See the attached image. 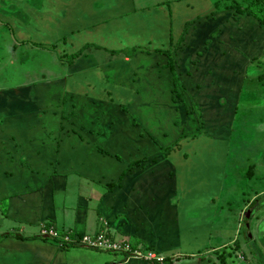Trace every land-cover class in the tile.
<instances>
[{"label":"crops","instance_id":"crops-1","mask_svg":"<svg viewBox=\"0 0 264 264\" xmlns=\"http://www.w3.org/2000/svg\"><path fill=\"white\" fill-rule=\"evenodd\" d=\"M15 1L10 38L59 61L12 82L23 50L7 39L0 59V264H158L59 248L41 226L209 264V217L187 215L204 195L190 192L207 167L224 180L244 80L264 91V0Z\"/></svg>","mask_w":264,"mask_h":264},{"label":"rangeland","instance_id":"rangeland-1","mask_svg":"<svg viewBox=\"0 0 264 264\" xmlns=\"http://www.w3.org/2000/svg\"><path fill=\"white\" fill-rule=\"evenodd\" d=\"M18 2L20 3L15 0H0V12L4 14L0 13V19L7 23L12 19L10 15L16 19H22V15H16L13 9V4L17 8ZM153 2L155 0L138 1L142 6H150ZM7 29V25L0 22V39L8 38L9 45L15 44V50H23V53L17 54L20 64L13 68H5L9 76L11 70L15 71V74L18 73L12 82L19 80L21 82L24 72L37 70L45 64V61L48 68H56L55 60L59 61L58 47L57 49L55 46L45 48L41 47L42 44H34L40 47L22 48L20 45L24 47L32 45V39L18 45L13 42L14 39L10 38ZM84 38L87 39V36ZM47 49H49L48 53H46ZM5 52L1 43L0 59L5 58ZM73 53L75 52L66 50L68 55L66 57ZM253 64L259 67L261 74L259 83L264 84V65L261 62H253ZM252 66L251 64L247 74L250 73ZM253 83L248 78L244 80L237 109L230 125L224 127L228 132V152L222 169L224 180H212L215 179L212 178V169L207 167L197 172V175L201 176L200 186L190 188V193L198 198L200 194L204 195L202 203H197L198 199H193L194 208L192 211L190 209L187 215L191 217L189 220L199 219L200 207L202 215L209 217V222L203 225L208 233V240L204 246L205 250H202L209 255V264H218L220 259L225 264H264V163H260L259 160L261 155H264V91L255 93L256 90L251 87ZM245 85H248L247 88ZM256 99H259L257 103ZM195 114L198 116L199 113ZM199 130L203 133L205 131L203 128ZM257 194L261 195L260 198L251 205L252 201L258 197ZM198 229L199 227L197 231ZM197 231L192 232L197 234L199 233ZM220 245L222 246L219 247Z\"/></svg>","mask_w":264,"mask_h":264},{"label":"built area","instance_id":"built-area-1","mask_svg":"<svg viewBox=\"0 0 264 264\" xmlns=\"http://www.w3.org/2000/svg\"><path fill=\"white\" fill-rule=\"evenodd\" d=\"M39 236L43 238H50L56 241L58 247L70 246L83 248L92 251L121 254L128 259L141 260L151 263H162L164 258L150 249L133 248L129 243L124 241H117L111 239L106 230H100L95 235H59L51 227L41 226Z\"/></svg>","mask_w":264,"mask_h":264},{"label":"trees","instance_id":"trees-1","mask_svg":"<svg viewBox=\"0 0 264 264\" xmlns=\"http://www.w3.org/2000/svg\"><path fill=\"white\" fill-rule=\"evenodd\" d=\"M166 55V57H167V66L169 67V68H172V66H173V58H174V55H173V53L172 54H165ZM174 89H175V87H173V92H175L174 91ZM174 96H177V93L175 92L174 93ZM170 151V149H167L166 151H165V153H168ZM261 196V195H260ZM260 196H258L257 198H255L254 200H253V202L251 203V205H253L259 198H260ZM245 224V223H244ZM218 264H225L224 263V261H222L221 259L218 261Z\"/></svg>","mask_w":264,"mask_h":264},{"label":"flooded vegetation","instance_id":"flooded-vegetation-1","mask_svg":"<svg viewBox=\"0 0 264 264\" xmlns=\"http://www.w3.org/2000/svg\"><path fill=\"white\" fill-rule=\"evenodd\" d=\"M7 33H8V32H7ZM9 36H10V35H9ZM7 39H8V38H4V37L0 39V44L2 43V46H4V48H5V45H6L5 43L7 42Z\"/></svg>","mask_w":264,"mask_h":264}]
</instances>
